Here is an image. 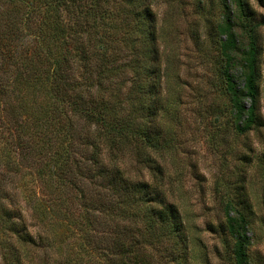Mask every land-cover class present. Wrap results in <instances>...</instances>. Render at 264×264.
Returning a JSON list of instances; mask_svg holds the SVG:
<instances>
[{
  "label": "trees",
  "instance_id": "trees-1",
  "mask_svg": "<svg viewBox=\"0 0 264 264\" xmlns=\"http://www.w3.org/2000/svg\"><path fill=\"white\" fill-rule=\"evenodd\" d=\"M35 2L30 19L9 15L0 27L1 38L22 45L0 51V263L196 264L165 171L174 138L163 124L152 0ZM233 2L248 41L245 71L238 85L229 71L237 39L224 13L215 23L225 60L217 80L241 135L264 127L253 37L263 23L252 24L246 0ZM247 150L239 159L262 180L260 209L245 176H227L213 187L219 218L205 225L229 264H251L257 220L264 233V150Z\"/></svg>",
  "mask_w": 264,
  "mask_h": 264
},
{
  "label": "rangeland",
  "instance_id": "rangeland-1",
  "mask_svg": "<svg viewBox=\"0 0 264 264\" xmlns=\"http://www.w3.org/2000/svg\"><path fill=\"white\" fill-rule=\"evenodd\" d=\"M233 1L152 0L160 35L161 95L167 112L163 124L171 127L174 138L165 171L174 180L175 201L182 212L191 240L192 260L196 264H229L221 251V240L205 228L206 223L215 224L220 214L218 200L213 198L214 183L221 188L227 176L235 183L242 174L252 202L257 209L261 206L262 180L256 176V167L241 162L239 155L249 154V147L254 149L251 153L256 154L264 150V127L237 135L230 117L233 104L217 80L218 69L225 60L219 50V40L224 36L215 31V23L221 21L224 13L230 16L237 39L236 49L230 52L229 71L238 85L245 71L244 53L248 41L237 26ZM246 2L254 13L252 24L263 23L254 28L253 37L260 60L258 83L264 118V0ZM224 5L234 11L232 18ZM37 7L35 0H0V27L5 26L4 19L9 15L19 14L22 22L27 15L30 19ZM210 28L214 29L212 40L208 36ZM192 33L198 37L197 41L193 40ZM14 44L15 49L22 46L19 40L14 42L8 37H0L1 53L8 56ZM241 101L243 105L247 104L245 97ZM252 233L253 244L248 249L251 264H264V233L259 220L252 226Z\"/></svg>",
  "mask_w": 264,
  "mask_h": 264
}]
</instances>
